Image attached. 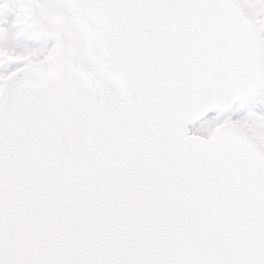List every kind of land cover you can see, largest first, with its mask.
<instances>
[{
	"label": "snow or ice",
	"instance_id": "1",
	"mask_svg": "<svg viewBox=\"0 0 264 264\" xmlns=\"http://www.w3.org/2000/svg\"><path fill=\"white\" fill-rule=\"evenodd\" d=\"M0 264H264V0H0Z\"/></svg>",
	"mask_w": 264,
	"mask_h": 264
}]
</instances>
